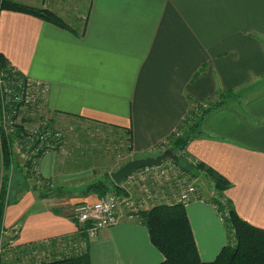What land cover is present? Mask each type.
<instances>
[{"label":"crops","instance_id":"obj_1","mask_svg":"<svg viewBox=\"0 0 264 264\" xmlns=\"http://www.w3.org/2000/svg\"><path fill=\"white\" fill-rule=\"evenodd\" d=\"M15 1L64 18L88 14L86 23L68 29L3 10L0 53L26 78L47 85L44 108L53 124L82 120L121 131L131 158L167 150L195 103L233 94L206 114L186 153L189 162L224 176L230 182L224 198L240 218L264 229V0ZM59 148L36 156L44 185L29 181L6 206L2 226L14 243L40 263L71 257L74 264L162 263L141 217L125 208L118 223L89 237L73 209L99 200L89 185L116 168L111 159L75 163ZM200 191L186 208L201 259L213 261L230 233L216 196Z\"/></svg>","mask_w":264,"mask_h":264},{"label":"trees","instance_id":"obj_2","mask_svg":"<svg viewBox=\"0 0 264 264\" xmlns=\"http://www.w3.org/2000/svg\"><path fill=\"white\" fill-rule=\"evenodd\" d=\"M3 10L34 15L57 25V27L73 29L70 26L73 23H70L62 15L47 7L24 4L15 0H0V13ZM73 20L75 25L81 22L77 17ZM84 23H86V19ZM9 66L7 59L0 53V73L3 72L2 70L7 71ZM10 67L14 68L13 66ZM232 95L228 93L225 94L224 99L221 101L211 104L206 103L208 105L206 108H202L203 102L195 103L171 137L170 144L167 148V150L174 151L179 156V159L177 161L175 159L174 161L182 169L192 172L196 177L200 175L208 176L212 180L214 189L220 192L226 191L230 186V182L204 163L196 162L194 164L189 162L186 149L188 147L187 145L201 134L202 123L206 114L214 109L223 107L227 103V99ZM1 103L0 95V109L3 106ZM196 105H198V110L196 109ZM15 130L14 134H7L3 129L0 131V176L1 166L6 171L3 174L4 180L3 186H1L0 228L3 224V215L6 206L10 203L6 202V190L11 177L14 179L15 186L13 192L15 196L20 195L22 191L30 188V182L28 180L30 173L26 170L27 166H15L14 153L12 152L13 144L16 137L21 138L23 128L22 126H18ZM128 161H125L123 164ZM49 187L42 188V194L44 192L47 193L48 189H50ZM89 191L97 192L101 197L109 192H117L119 194L124 192L120 185L111 179L109 174L102 180L90 184L88 187ZM18 197L11 202L16 201ZM216 203L219 205V211L226 221L230 233V243L223 247L213 261H203L200 257L197 245H195L196 240L192 233L191 222L185 204L160 203L140 214L142 222L149 230L152 242L165 257V260L159 264H264V229L256 227L240 218L230 200H227L225 205L218 200ZM225 210L229 213V217L223 214L224 212L226 213ZM18 261L19 264H24L21 260ZM76 261V258L71 257L34 264H74L77 263Z\"/></svg>","mask_w":264,"mask_h":264},{"label":"built area","instance_id":"obj_3","mask_svg":"<svg viewBox=\"0 0 264 264\" xmlns=\"http://www.w3.org/2000/svg\"><path fill=\"white\" fill-rule=\"evenodd\" d=\"M21 77L22 79L17 76L7 78L0 74V95L1 104H3L2 109H0V131L3 129L7 134H14L15 128L22 126L23 131L21 134L25 132L27 123L21 117L23 107H25L24 112L27 111L28 115H39L42 117L41 121L39 120L35 125H32L34 126L35 137L39 138L38 142L36 141L27 150L22 151L23 157L30 159V167H28L30 173L29 181L33 179L31 182L41 185L43 184V179L40 177V172L36 170V164H32L31 159H36V156L48 149H54L62 145L64 135H62L59 128L50 126L49 119L42 116L45 112L44 100L49 91L47 85L38 83L31 78H26L24 75ZM202 106V108L208 107L206 103L202 104ZM196 109L198 110V105H196ZM28 136H31L29 132ZM46 141L47 144L40 151L39 147L42 144L44 145ZM27 143L28 141H23L20 137H16L13 145L18 146L20 151ZM199 177L182 169L176 161L165 159L159 164L145 166L131 172L119 184L126 192L125 195L109 192L93 203L77 204L73 209V213L79 223L89 225L87 229L89 237L94 238L102 229L118 223L122 215L121 210L124 208L128 210L127 213L130 217H134L140 216L143 211L160 203L190 204V202L201 197V191L197 183ZM7 233V230L2 226L0 264H6L8 256L16 259L17 255H19L17 252L19 246L14 243L11 236L9 237L10 240L7 241L5 235ZM22 256L24 257L25 255L22 254ZM30 256L33 261L36 258H40L39 255L32 256L27 254L25 261L23 257L21 261L29 264L27 259Z\"/></svg>","mask_w":264,"mask_h":264},{"label":"rangeland","instance_id":"obj_4","mask_svg":"<svg viewBox=\"0 0 264 264\" xmlns=\"http://www.w3.org/2000/svg\"><path fill=\"white\" fill-rule=\"evenodd\" d=\"M80 8V7H79ZM78 8V9H79ZM78 14H76L75 12L71 13V14H67L65 15V19L67 21H69L70 23L74 24V18L77 17V19H80L81 22L79 24H77V26H82L85 19L87 20V15L85 13H80L78 16ZM75 25V24H74ZM73 25V26H74ZM76 27V26H75ZM3 72H1L0 74H3L5 77L9 78V77H14L17 76L18 78L22 79V74H18L20 73V71L16 70L15 68H12L9 66L7 71L2 70ZM24 108L22 109V114L21 117L22 119H24V122H26L27 124V129L25 130V132L23 134H21V139L24 141H28V143L26 144V146H24L23 148H21V150H18V146H13L12 152L14 153V162H15V166L20 165V166H27V171L28 167H30V159L27 157H23L22 155V151L27 150V148L29 146H32V144H34L36 141L38 142L39 138L35 137L36 134H34V126L35 123L39 122V120L41 121V116L39 115H28V112H24ZM42 116H45L47 119H49V124L50 126H52L53 128H59V130L62 132V135H64V139L65 142L62 145H60L59 147V151L61 152V154L64 157H67V155L69 153L74 154L76 160V162L78 161V158L81 159L82 157L85 158H89L90 157V161L91 163L95 161V159H99L100 163H108L110 161V159L112 160V166H114L117 169L120 168L121 164L124 163L127 160L130 159H135V158H131V155H129V139L127 136H125V134H123V132L115 130V129H111L107 126H102V125H96L93 123H89L86 121H82V120H75L74 123L70 122H63L61 123H55L53 124L52 121V117L50 114H48V112H44V114ZM51 120V121H50ZM64 121V120H62ZM28 130V131H27ZM28 132L31 136H28ZM47 144V141L45 142V144L41 145V147H39L40 151H42V149L45 147V145ZM40 146V145H38ZM62 146V147H61ZM39 151V153H40ZM166 151V150H164ZM18 152L19 156H16V153ZM32 164H35L36 159L32 158ZM85 162H83L85 164V166H87V162L86 160H84ZM27 164V165H26ZM74 164V161H71V165ZM99 167H103V166H99ZM6 171L4 170V167L1 166V176H0V201H1V186H3V174H5ZM3 178V179H2ZM33 180V179H31ZM30 180V181H31ZM33 182V181H32ZM198 185L201 187V189H203L205 191V194H211V196H216L214 199H216V201H221L224 205L227 201L226 198H224V192H220V191H216L213 187V185L203 176L200 175L199 179H198ZM14 179L11 177V179L9 180L8 183V187H7V199L6 202H11L12 200H14L15 198H17L18 196H21L22 192L20 193V195L15 196L14 194ZM214 189V190H213ZM222 193V194H221ZM9 195V197H8ZM9 204V203H8ZM216 206L218 207L219 205L216 203ZM215 206V207H216ZM216 207V208H217ZM219 210V207L217 208ZM226 211V210H225ZM221 214V213H220ZM225 216L226 214H228L226 217H229V213L226 211V213H223ZM222 215V214H221ZM223 216V215H222ZM0 235H1V228H0ZM7 237V241H9V233L5 234ZM19 255H17V258H11L8 256V260L6 262V264H19L18 260H22L21 258L23 257L22 254L24 253L25 256L24 261H25V257L26 255H30V251L28 249H25L24 247H18V251ZM31 255H35L34 253ZM33 258L30 256L27 261L29 262V264H34L36 262H40V258H36L34 259L33 262L30 263V261ZM16 262V263H15ZM24 264H28L25 263Z\"/></svg>","mask_w":264,"mask_h":264},{"label":"water","instance_id":"obj_5","mask_svg":"<svg viewBox=\"0 0 264 264\" xmlns=\"http://www.w3.org/2000/svg\"><path fill=\"white\" fill-rule=\"evenodd\" d=\"M165 159H176L177 161L179 159V156L174 151L166 150L156 156H147L138 159L135 158L129 160L128 162L123 164L119 169L114 171V173L111 174V178L115 183L120 184L134 170L145 166L159 164Z\"/></svg>","mask_w":264,"mask_h":264}]
</instances>
